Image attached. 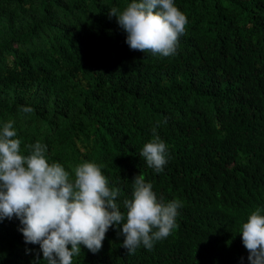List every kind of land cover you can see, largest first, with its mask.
<instances>
[{"label":"trees","instance_id":"obj_1","mask_svg":"<svg viewBox=\"0 0 264 264\" xmlns=\"http://www.w3.org/2000/svg\"><path fill=\"white\" fill-rule=\"evenodd\" d=\"M0 264H264V0H0Z\"/></svg>","mask_w":264,"mask_h":264}]
</instances>
